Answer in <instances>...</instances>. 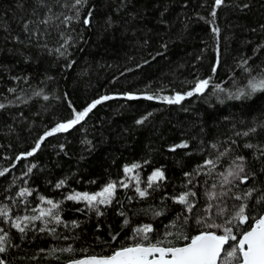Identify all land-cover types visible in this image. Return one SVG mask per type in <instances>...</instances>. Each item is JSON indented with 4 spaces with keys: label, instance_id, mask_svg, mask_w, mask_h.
<instances>
[{
    "label": "trees",
    "instance_id": "16d2710c",
    "mask_svg": "<svg viewBox=\"0 0 264 264\" xmlns=\"http://www.w3.org/2000/svg\"><path fill=\"white\" fill-rule=\"evenodd\" d=\"M74 4L0 0V210L8 212L0 217L6 248L0 260L68 264L137 243L181 247L201 232L222 235L241 201H211L207 193L264 191V92L227 98L264 79V0H224L220 7L215 0ZM45 15L49 23H38ZM64 16L73 19L65 24ZM28 21L35 36L24 31ZM201 80H209L203 93L187 96ZM177 94L185 96L179 103L165 99ZM97 100L79 123L46 135ZM244 132L249 135H237ZM240 155L255 180L221 187L220 173ZM207 159L217 160L214 169L204 167ZM134 165L136 176L128 178L125 168ZM157 170L164 179L150 181ZM110 183L116 185L110 203L90 207L67 199L100 193ZM137 188L148 195L140 197ZM187 192L197 194L189 197L192 212L176 201ZM47 200L58 205L52 216L23 221L47 213ZM209 204L214 207L206 212ZM221 208L228 212L217 215ZM261 208L255 205L253 216L264 214ZM20 221L23 233L12 226ZM145 226L152 231H137ZM230 226L238 239L248 228ZM228 250L220 264H233Z\"/></svg>",
    "mask_w": 264,
    "mask_h": 264
},
{
    "label": "snow or ice",
    "instance_id": "6c2138e0",
    "mask_svg": "<svg viewBox=\"0 0 264 264\" xmlns=\"http://www.w3.org/2000/svg\"><path fill=\"white\" fill-rule=\"evenodd\" d=\"M58 2V0H57ZM86 2V0H75V5H80ZM37 3L40 5L44 4V0H37ZM224 3V0H215L216 7H220ZM247 7V5H244ZM48 11L51 12V7H48ZM35 14V13H34ZM91 15V13H89ZM213 16L216 15L215 11L212 13ZM52 17L45 15L43 19H39L38 23L47 25ZM59 19V16L56 17ZM73 17L64 16V20L62 23H69ZM32 23L28 21L24 24V31L30 32L29 24ZM84 23H89L88 19L84 20ZM213 31L218 32V29H213ZM36 32L31 31L30 36H35ZM45 48L47 45H43ZM64 47V45H61ZM55 51L60 52V49L57 48ZM64 55L63 52L60 53ZM215 71V69H213ZM209 80H201L195 84L193 91H189L186 95L192 96L194 93H203V91L208 87ZM219 88V86H216ZM14 91V89L12 90ZM223 91V89H220ZM256 92H264V79L256 80L252 79L248 82L247 89H241L234 94H229L228 99L240 100L242 98L251 97ZM110 97H103L104 100L109 99ZM129 99H133L134 97L129 96ZM147 99H153L152 96H147ZM185 96L177 94L174 98H165L168 103H179L183 100ZM44 99L47 100L48 97L44 96ZM101 103V100L95 101L84 111L79 112L75 115V118L66 122L57 125L54 129L46 133L47 136L53 135L55 132L66 131L71 128L75 124L79 123L83 120L89 112L92 111L93 108L96 107L97 104ZM5 105L0 103V109L4 108ZM137 123H143V121H137ZM250 131L254 132L255 129H251ZM237 135L248 136L249 132L237 133ZM43 140V137L41 138ZM235 143V141H233ZM39 143L36 145V149L39 148ZM188 145L181 144L178 147H187ZM213 148L216 145H212ZM246 148H253L252 144H245ZM34 149L33 152L36 150ZM229 150H225V152L219 153L217 160L220 157L227 155ZM33 152L27 153V155H32ZM261 155H264V151H261ZM217 160L207 159L204 162V167H209L210 170L214 169ZM34 166V165H33ZM133 167H137L134 165ZM6 171V170H5ZM131 168H125V172H131ZM29 172H31V168H29ZM4 172H0V176L4 175ZM188 175V174H186ZM223 177L221 187L224 185H232L235 182V186L239 188V185H247L249 180H255V173L246 170L245 157L240 155L236 156L232 164L229 166V169L225 173H220ZM164 179V173L160 170L155 171L152 176L149 178L150 181H158ZM64 181H61L56 187H60L63 185ZM126 186V185H125ZM116 185L114 183H110L107 185L100 193L96 195H89L87 193L80 194L76 193L73 195H69L67 199L79 201H86L90 207H96L98 204H107L111 202L112 196L114 194V189ZM148 187H152V183L148 184ZM212 188H216V185L213 184ZM139 193L140 197H145L148 195L146 190L136 189ZM231 189H228L221 193L216 192H208L207 196L209 200L216 201L221 197H229L235 201H241L239 205H234L233 207L236 209L235 214L232 215L231 219L225 221V226L223 227V234L217 235L215 232H201L190 238V243L186 244L183 247H164L162 246L163 242L158 241L155 244L149 243L145 246L143 243H137L134 246L122 247L120 250L115 251L112 255L107 257H91L83 260L73 261V264H218L221 260L222 252H225V245H228V251L226 252L227 258L233 262V264H264V214H258L253 216V211H255V205H264V191L256 187H247L240 194L232 193L230 196ZM260 192L258 196L255 194ZM24 192H21L20 195H24ZM197 194L195 192H187L180 195L176 198V201L180 204L186 205V210L188 212H192L193 207L195 206L190 200L189 197H195ZM99 197V199H98ZM248 201H254V205L250 207ZM47 203L52 206L51 209L48 210L47 213L41 212L40 216L34 217H24L23 221L37 220L41 219L44 215L52 216V209L58 207L57 204L53 203L52 200H47ZM214 205L209 204L208 208L205 209L206 212H211ZM228 212L227 208H221L216 214L224 215ZM261 212L264 213V208H261ZM159 215V213H157ZM7 210H0V217H7ZM57 222H59V217H56ZM20 222H14L12 224L13 227L17 228L21 233L25 232V227L21 226ZM234 222H236L237 226L239 225H248L246 230H243L239 233V239L237 238V234L233 233V228L230 226ZM214 227L220 228L221 225H212ZM43 230V229H41ZM2 231V229H0ZM138 232L148 233L151 232L152 229L150 226H145L142 229H138ZM144 239H147L145 235ZM185 239H188L185 237ZM4 237H0V253H4L6 248L3 246ZM229 241H233L235 243H229ZM69 251L71 249H68ZM0 264H5V261L0 260Z\"/></svg>",
    "mask_w": 264,
    "mask_h": 264
},
{
    "label": "rangeland",
    "instance_id": "374dc122",
    "mask_svg": "<svg viewBox=\"0 0 264 264\" xmlns=\"http://www.w3.org/2000/svg\"><path fill=\"white\" fill-rule=\"evenodd\" d=\"M130 168L132 169V171L131 172H127L126 176L128 178H134L136 176L135 168L134 167H130ZM93 195H96V194H93ZM98 199H99V197H98ZM80 201H83V200H80ZM84 202H86V201H84Z\"/></svg>",
    "mask_w": 264,
    "mask_h": 264
},
{
    "label": "water",
    "instance_id": "95a60500",
    "mask_svg": "<svg viewBox=\"0 0 264 264\" xmlns=\"http://www.w3.org/2000/svg\"><path fill=\"white\" fill-rule=\"evenodd\" d=\"M189 243H190V242H189ZM184 246H185V245H184ZM181 247H183V246H181ZM225 247H226V245H225ZM223 253H224V252H222L221 257H222V255H223ZM91 257H97V258H100L99 256H90V257H85V258H82V259H79V260L88 259V258H91ZM68 264H73V261H72V262H69ZM218 264H220V261L218 262Z\"/></svg>",
    "mask_w": 264,
    "mask_h": 264
}]
</instances>
